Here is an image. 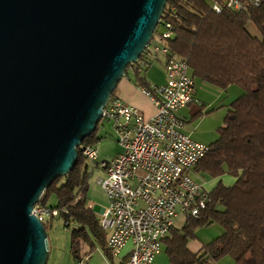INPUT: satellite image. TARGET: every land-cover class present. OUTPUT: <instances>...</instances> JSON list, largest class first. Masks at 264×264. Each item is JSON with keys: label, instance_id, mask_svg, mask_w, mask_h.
<instances>
[{"label": "water", "instance_id": "water-1", "mask_svg": "<svg viewBox=\"0 0 264 264\" xmlns=\"http://www.w3.org/2000/svg\"><path fill=\"white\" fill-rule=\"evenodd\" d=\"M167 1L0 0V264H48L34 206L77 164Z\"/></svg>", "mask_w": 264, "mask_h": 264}, {"label": "trees", "instance_id": "trees-1", "mask_svg": "<svg viewBox=\"0 0 264 264\" xmlns=\"http://www.w3.org/2000/svg\"><path fill=\"white\" fill-rule=\"evenodd\" d=\"M215 2L222 5L220 12L213 8ZM161 17L150 45L154 37L159 41L170 23L172 37L165 44L174 56L187 60L194 80L224 90L237 85L243 91L231 103L209 152L192 170L201 178L228 175L235 178L234 183L227 186L219 181L209 193L206 208L198 217H187L181 228L171 227L162 248L172 264H209L225 257H232L234 264H264V2L236 12L223 0H168ZM249 23L260 36L249 31ZM146 52L147 48L139 59L143 63L130 64L126 75L132 70L137 84L148 88L143 74L155 59ZM200 114L201 110L194 117ZM101 122L78 148L73 170L54 179L40 199L51 211H59L67 227L76 224L71 233L75 258L82 243L109 251L99 215L89 205V165L83 154V147H96L99 142ZM55 217L45 223L47 230ZM214 223L223 232L204 244L201 252L193 253L189 241L196 238L199 228Z\"/></svg>", "mask_w": 264, "mask_h": 264}, {"label": "built area", "instance_id": "built-area-1", "mask_svg": "<svg viewBox=\"0 0 264 264\" xmlns=\"http://www.w3.org/2000/svg\"><path fill=\"white\" fill-rule=\"evenodd\" d=\"M263 2L223 0L236 12L259 7ZM213 8L220 12L222 5L215 2ZM172 28L166 23L159 41L149 44L146 52L153 59L165 56V84L154 90L143 88L155 103L156 113L148 118L117 95L110 97L102 111L103 118L113 123L122 151L111 161L98 164L105 172L98 183L108 200L99 221L108 233L106 244L114 256L127 243L132 244L129 255L115 264H152L175 218L180 214L198 217L209 199L210 190L193 176L192 170L209 152L210 145L186 134L184 120L178 115L180 109L195 102V80L187 60L174 56L165 44L172 37ZM83 154L88 160L98 159L96 147H83ZM34 207L44 224L59 213L40 201ZM76 264H86V259L78 258Z\"/></svg>", "mask_w": 264, "mask_h": 264}, {"label": "crops", "instance_id": "crops-1", "mask_svg": "<svg viewBox=\"0 0 264 264\" xmlns=\"http://www.w3.org/2000/svg\"><path fill=\"white\" fill-rule=\"evenodd\" d=\"M157 64H156V63ZM149 84L148 88L154 90L155 87L163 86L166 82V69H165V56L160 54L157 59H155L152 64L147 67V70L143 74ZM197 80V79H196ZM195 80V91L194 97L195 102L190 106L182 108L178 111V115L183 118L184 128L183 131L191 136L193 139L206 143L211 144L218 138V129L221 126H218L219 123H224V117L227 114L228 110L230 109V105L233 100L230 101L228 99V92L231 86L227 89H221L219 87L213 86L207 82L202 80L197 86ZM135 74L132 70L129 71L127 75H125L119 84H117V91L116 95L122 98V100L132 106L137 107L140 109L148 118L153 116L156 111L157 107L155 103L151 100L150 97H147L143 93V88H147L146 86L137 84ZM157 97H161L158 91H154ZM201 110V114L198 117H194L197 111ZM215 114H217L216 119L211 120V122H207L209 118H214ZM220 114V116H219ZM189 123L187 125V121ZM215 121V123H213ZM216 136V137H215ZM193 176L197 179L198 175L192 173ZM207 182H206V181ZM198 181L201 182L204 187L207 185V189L210 191L215 187V185L219 181H223V183L227 186H231L235 178L224 175L218 178H198ZM184 216L182 214L176 217L177 221H183ZM186 222L184 219L183 225ZM182 223V222H181ZM181 225L180 228L183 226ZM176 226V225H174ZM177 227V226H176ZM179 228V227H178ZM203 229H198L196 231V238L192 239L188 243V248L193 253L201 252L203 245L211 242L216 237L220 235L217 234L214 238L211 236H207V233L202 231ZM217 233V232H216ZM106 243L108 240V233ZM107 248L108 244H107ZM132 249V244L127 243V245L122 249L119 255H115L109 251L103 250L100 246L90 247L88 244L82 243L81 244V251L79 257L75 258L71 252V257L67 260L62 261L60 264H76L78 258H85L86 264H115L122 259L126 258ZM154 261L152 264H172L170 261V257L165 251L163 247L159 254H156ZM234 259L232 257H225L216 262H210L209 264H234ZM49 264V263H48Z\"/></svg>", "mask_w": 264, "mask_h": 264}, {"label": "rangeland", "instance_id": "rangeland-1", "mask_svg": "<svg viewBox=\"0 0 264 264\" xmlns=\"http://www.w3.org/2000/svg\"><path fill=\"white\" fill-rule=\"evenodd\" d=\"M248 26H249L248 27L249 31L253 35L260 36L259 30L253 23H249ZM157 41H158L157 37H154L153 43H156ZM200 82L201 81H199V79L196 80L197 86H199ZM241 92L243 91L239 86L237 85L231 86L228 92L229 93L228 99H230V101L236 99L240 94H242ZM216 117L217 114H215L214 118L212 117L205 121L206 123L211 122V120L213 119L215 120ZM188 123L189 120L187 121V125ZM213 123H215V121ZM222 124L223 122L219 123L218 126H221ZM98 132L100 136L99 137L100 140L96 144L98 159L88 160V164H87L89 165V170H88L89 190L87 192H88L89 202L93 206L94 212L100 215V213L108 205V200L104 189L98 183V179L105 177L104 170L98 164L102 163L103 161H111L115 156H117L122 151V148L118 143L116 130L112 122L103 118ZM198 178L200 179V177H197V180ZM183 218L186 219L185 216ZM50 219L51 218L47 219V222ZM184 219L183 221H177V219L175 218L174 221L175 225L177 227H180L181 225H183ZM219 225L220 224L218 223H214L212 225L204 226L199 229H203L202 231L204 233H207L208 234L207 236H211V238H214L215 236H217V234L219 233L221 234L223 232L222 227ZM75 227H76L75 223H72L69 227H67L65 220L62 219L61 216H56L55 218H53L51 225H49L47 230L50 241V245H49L50 252L48 257L49 264H60L62 261L67 260L68 258L71 257V233L73 228Z\"/></svg>", "mask_w": 264, "mask_h": 264}]
</instances>
